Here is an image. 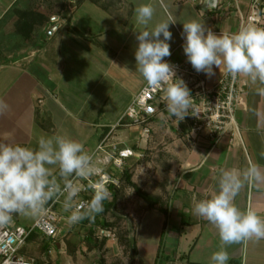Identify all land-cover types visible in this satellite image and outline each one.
<instances>
[{
  "label": "crops",
  "instance_id": "0c3cea01",
  "mask_svg": "<svg viewBox=\"0 0 264 264\" xmlns=\"http://www.w3.org/2000/svg\"><path fill=\"white\" fill-rule=\"evenodd\" d=\"M121 1L128 3L132 11L137 3V0H0V100L10 106L7 112L0 113V139L10 134L12 141L35 148L39 135L54 134L52 121L59 106L53 99L57 75L51 72L60 69L61 64L65 67V59L74 58L76 50L91 51L90 31L77 30L80 21L85 28L91 26V21L94 26L97 23L105 26V42H110L107 20L115 19L112 14L120 15L123 11L125 4ZM154 1V11H162L166 4L177 17L175 41L170 45L173 59L186 58L182 48L183 22L198 19L215 32H235L249 10V0H214L212 7L207 6V0ZM96 11L105 16L94 14ZM153 19L159 18L154 15ZM254 26L264 28V17ZM63 45L66 47L64 53L61 52ZM134 52L130 60L125 59L126 55L118 57L117 51H113V59L103 60L106 69L107 62H113L114 70H121L122 76L123 70H131L124 74L130 78L125 85L136 86L125 99L121 113L142 84L135 72ZM42 57L46 60H41ZM47 62L52 64L50 69L45 68ZM214 71L216 74L212 77L201 73L209 85L217 82L225 69L221 65ZM239 81L243 86V105L236 108L238 129L232 135L224 134L216 140L204 135L189 139L186 137L188 126L184 122L177 124L174 118L162 120L164 109L150 121L157 126L153 128L148 124V149L162 148L163 159L152 158L149 163L155 166L162 163L164 173H149L147 179L152 184L148 183L147 189L132 179L157 201L153 207L141 208L144 213L135 222L133 220L132 238H127L128 252L116 255L115 264H209V257L218 250L221 242L215 227L193 213L194 202L208 198L218 190L221 169H244L249 164L264 169V95L256 91L264 89V85L243 75H239ZM103 130L110 132L108 128ZM141 136L140 132L137 139ZM119 201L123 207L124 202ZM235 203L242 210L254 207L264 215V182L246 185L238 193ZM161 204L162 211L159 209ZM146 215L157 220L151 239L145 236L143 217ZM37 217L17 215L12 222L28 226ZM60 217L63 219L59 226L60 236L47 241L48 253L55 264H98L100 257L106 259L104 264L109 263L108 256L101 255L93 241L81 242L74 236L73 226L67 224L65 217ZM109 244L112 241H105L103 248ZM227 251L230 255L228 264H264V239L244 240L227 246Z\"/></svg>",
  "mask_w": 264,
  "mask_h": 264
},
{
  "label": "clouds",
  "instance_id": "9594fccd",
  "mask_svg": "<svg viewBox=\"0 0 264 264\" xmlns=\"http://www.w3.org/2000/svg\"><path fill=\"white\" fill-rule=\"evenodd\" d=\"M136 31L135 72L146 84L162 89L169 118L177 124L190 115L192 93L177 75V66L165 59L171 56L172 15L150 26L154 8L141 3L134 10ZM183 52L197 73L212 77L223 65L230 75H243L264 85V28L242 25L235 32H215L198 19L182 23ZM264 95V89H257ZM10 106L0 100V113ZM100 171L82 141L64 134L39 135L35 148L14 142L10 134L0 139V225L14 216H36L45 211L52 199L63 198L68 225L78 224L103 212L111 196L104 185H96L90 201L78 203L81 188L73 177L85 178ZM55 173V174H54ZM264 182V169L249 164L244 169H221L218 190L194 202L193 213L217 230L220 247L209 257V264H228L227 246L244 240L264 239V215L254 207L241 209L235 203L238 193L249 183Z\"/></svg>",
  "mask_w": 264,
  "mask_h": 264
},
{
  "label": "rangeland",
  "instance_id": "374dc122",
  "mask_svg": "<svg viewBox=\"0 0 264 264\" xmlns=\"http://www.w3.org/2000/svg\"><path fill=\"white\" fill-rule=\"evenodd\" d=\"M121 3L125 4L123 1H121ZM141 3H147V0H137L136 5L139 6ZM150 3L152 6L156 4L154 0L150 1ZM136 5H134L132 11L131 6L126 3L122 6L123 11L120 15L114 16V14H112L115 19L109 18L107 20V33L111 34V39L108 44L105 42V33L103 34L106 28L105 26L103 27L101 24L98 25V23L94 26L92 21L91 26L87 28L84 27L83 21L77 24V30L87 29L90 31L91 43L89 45L90 47L92 46V49L88 52L76 50V52H74V58L70 60L65 59V67H62L61 64L60 69L55 68V70H53L54 72H51V74L57 75L55 79L57 80L55 83L57 91L53 99L59 106L54 113L52 122L55 127L54 134H64L73 139L80 140L84 143L88 151H91L108 132L104 131L103 128H108L110 132H108L109 135L106 143L123 145L142 153L143 156L138 160L134 158L129 159L127 161V168L132 171V179L134 178L140 186L147 189L148 185L152 184L147 179L149 173L151 175L154 173H164L162 163L157 166L149 163L152 158L162 160L163 149H148L147 136L143 135L140 137V140L137 139L139 137H137V135L141 132L140 127L128 125L125 121H121L120 124L118 123L124 112L123 110L121 113V109L126 103L125 99L130 97L131 91L135 89L134 86L136 85H125V82H130V78L124 74L131 72L130 69L123 70L122 76L121 70H114L113 67L115 64H113V62L111 64L109 61L107 62L108 69L105 68L104 62L106 59H113V51H117L118 57L126 55L125 59H131V53H133L138 43L136 40V31L142 30V26L138 25L135 21L134 10L137 7ZM165 7V9L162 8V11H154V15L159 19H153L150 22V26L165 19L163 15H165L166 18L168 15H172L174 19L177 18L168 8V5L165 4ZM93 13L99 16L102 15L101 17L105 16L100 13V11ZM170 31L172 32L170 45H174L176 34L174 26H170ZM65 48L66 47L63 45L61 49L62 53L65 52ZM41 60L45 61L46 59L42 57ZM47 60L51 61L49 59ZM51 65L50 62H47L45 68L50 69V67H52ZM134 78L136 77L134 76ZM139 81L142 84L144 83L141 77H139ZM142 84L138 87L139 90ZM166 119H171L167 111L162 114V120L165 122L167 121ZM149 124L150 127L152 125L153 128L157 126V123L153 121ZM119 198L124 202V206L122 207L119 201L117 203L118 205L111 208L110 211L99 215L98 221L92 229L90 228V224L71 225L73 226L72 230L76 232L75 235L73 234L75 237L79 238L81 242H84L86 239L93 241L95 247L98 249L97 251L100 252L101 255L108 256L106 257L110 260L108 264H115L116 260L114 257H116V255L119 256L124 252H128L129 246L124 245L122 242H124V240L128 241V237L132 238L133 220L135 222V220L139 219L144 213L141 208L148 206L141 197L135 194L133 189L128 187L121 191ZM62 201L63 198L60 204L58 203L54 206V210L59 216L62 215L65 217L64 220H66L68 213L63 210ZM160 207L162 208V204L159 205V208ZM156 216H158V214ZM143 218H145L146 222L144 226L145 236L151 239L154 237L153 234L155 232V223L157 220L154 217L149 219L147 215ZM157 219H159V217ZM62 223L63 220H61L60 226ZM89 228L91 232H89ZM107 240L112 241V244H109L110 246L105 249L103 248L104 242ZM45 241L46 238L39 235H35L32 239L28 240L27 247L25 248L26 255L36 258V256L39 255V248ZM113 253L117 254L113 255ZM47 255L50 258V253H48V251ZM104 260L106 259L100 257L98 264H104Z\"/></svg>",
  "mask_w": 264,
  "mask_h": 264
},
{
  "label": "built area",
  "instance_id": "2783aa9c",
  "mask_svg": "<svg viewBox=\"0 0 264 264\" xmlns=\"http://www.w3.org/2000/svg\"><path fill=\"white\" fill-rule=\"evenodd\" d=\"M264 17V0H249L248 13L241 19L242 25L260 24ZM177 66V75L187 83L192 93L190 115L182 121L188 126L186 137L189 139L206 136L216 140L224 134L237 131L235 117L236 108L243 105L241 95L243 86L239 75H230L226 71L214 84H207L201 73H197L184 59L165 58ZM162 89H154L146 83L134 94L122 113L119 124L125 121L128 125L140 127L141 134L148 136L149 122L160 110H166ZM105 135L89 153L93 156L95 166L100 171L94 175L79 178L73 177L72 182L81 188L78 203L90 201L96 185L117 187L120 176L129 159H139L142 153L135 149L106 143ZM61 198L52 199L45 205V211L38 215L31 225L24 226L10 222L0 225V264H36L34 258L26 255V246L31 233L54 239L59 235V226L63 220L54 210Z\"/></svg>",
  "mask_w": 264,
  "mask_h": 264
},
{
  "label": "trees",
  "instance_id": "16d2710c",
  "mask_svg": "<svg viewBox=\"0 0 264 264\" xmlns=\"http://www.w3.org/2000/svg\"><path fill=\"white\" fill-rule=\"evenodd\" d=\"M131 188L133 189V191L135 192V194L139 197L142 198V200H144L147 205L149 207H153V205L155 204L156 198H153L152 196H150L149 194H147L146 192L142 191L133 181H132V171L129 170V168L125 167L122 171V174L120 176V184L117 187L114 186H110L108 187L111 196L108 200L104 201L103 204V212L96 214L94 217L92 218H85L84 220L80 221L78 224L79 225H87L90 224V228L92 229V227H94L96 224V222L98 221V217L101 214H105L108 211H110L111 208H114L116 205H118L117 203L120 200V193L121 191H123L124 188ZM91 199V197H90ZM162 211V208H159ZM97 219V220H96ZM96 220V221H95ZM89 228V232L90 231ZM35 235H38V233L33 232L30 234L28 240L32 239ZM48 240L50 239H46L45 242L42 243L41 247L39 248L38 251V256H36V258H34V261L36 264H55L53 261H51V259L48 257L47 255V249H48ZM124 245H128V241L124 240V242H122ZM130 247H131V243H130Z\"/></svg>",
  "mask_w": 264,
  "mask_h": 264
},
{
  "label": "water",
  "instance_id": "95a60500",
  "mask_svg": "<svg viewBox=\"0 0 264 264\" xmlns=\"http://www.w3.org/2000/svg\"><path fill=\"white\" fill-rule=\"evenodd\" d=\"M213 2L214 0H207L206 4L208 7H212L213 6Z\"/></svg>",
  "mask_w": 264,
  "mask_h": 264
}]
</instances>
